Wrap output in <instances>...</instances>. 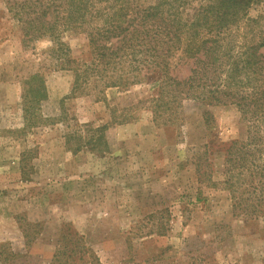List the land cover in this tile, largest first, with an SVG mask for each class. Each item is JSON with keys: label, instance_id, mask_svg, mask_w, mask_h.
<instances>
[{"label": "rangeland", "instance_id": "374dc122", "mask_svg": "<svg viewBox=\"0 0 264 264\" xmlns=\"http://www.w3.org/2000/svg\"><path fill=\"white\" fill-rule=\"evenodd\" d=\"M177 1L188 25L208 0ZM252 20L264 32V0L220 35L241 37ZM200 30L185 28L193 49L209 38ZM21 36L0 14V264H56L63 247L75 253L60 264H264V214L244 215V202L233 210L223 184L225 148L247 131L234 105L181 99L156 111L152 74L126 90L88 86L68 96L72 69L91 59L85 31ZM54 42L68 47L66 61ZM175 67L183 78L191 65ZM25 92L44 93L39 110L49 121L23 130ZM204 170L211 175L201 181Z\"/></svg>", "mask_w": 264, "mask_h": 264}, {"label": "trees", "instance_id": "16d2710c", "mask_svg": "<svg viewBox=\"0 0 264 264\" xmlns=\"http://www.w3.org/2000/svg\"><path fill=\"white\" fill-rule=\"evenodd\" d=\"M136 1L5 0L0 14L15 20L25 41L46 35L56 40L68 29L85 31L91 59L72 69L68 96L88 86L93 90L102 86L100 92L103 88L126 90L152 74L158 85L153 99L156 111L174 109L181 99L205 106L234 105L240 120L247 122V131L244 141L233 140L225 148L223 184L233 200V210L244 202V215L258 218L264 214V32H254L257 21L252 20L251 29L241 37L229 31L220 35L245 18L253 0H208L188 25L177 0H154L144 6ZM186 27L191 34L201 29V35L209 38H202L193 49L184 37ZM54 43L66 61L68 47ZM184 64L191 67L185 77L178 78L175 66ZM38 94L22 95L23 130L49 121H42L39 110L46 96ZM60 109L59 116L65 119L66 112ZM209 118L203 112L205 125ZM76 138L80 140V136ZM206 162L205 168L209 167ZM210 175L204 170L201 181L209 180ZM64 248L53 253L56 264L75 253L73 248L67 253Z\"/></svg>", "mask_w": 264, "mask_h": 264}]
</instances>
